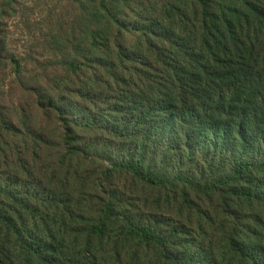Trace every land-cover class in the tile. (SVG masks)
Here are the masks:
<instances>
[{"label": "trees", "instance_id": "1", "mask_svg": "<svg viewBox=\"0 0 264 264\" xmlns=\"http://www.w3.org/2000/svg\"><path fill=\"white\" fill-rule=\"evenodd\" d=\"M158 1L129 23L104 7L106 29L67 75L100 182L131 177L178 222L142 224L118 192L95 217L49 173L0 175V264H264V0ZM62 102L46 101L65 130L60 165L80 151Z\"/></svg>", "mask_w": 264, "mask_h": 264}, {"label": "rangeland", "instance_id": "2", "mask_svg": "<svg viewBox=\"0 0 264 264\" xmlns=\"http://www.w3.org/2000/svg\"><path fill=\"white\" fill-rule=\"evenodd\" d=\"M159 4L158 0H0L2 179L24 178L29 172L38 178L49 173L56 186L67 181L73 192L82 190L80 198L86 200L85 210L95 217V209L107 199V194L118 192L113 197L115 202L125 201L122 197L131 194L140 206L138 212L120 205L116 207L120 213L142 224H154L161 216L166 223L178 222L173 206L160 209L159 193L146 190L131 177L116 175L112 183L110 178L100 182L107 164L89 152L95 150L98 136L75 127L81 118L77 111L80 100L75 94L79 86L70 84L67 75L69 65L88 57L93 36L106 29L101 24L104 7L123 23H129L148 8L158 9ZM13 59L21 66L19 80L12 71ZM38 98L43 100L39 102ZM60 99L69 112L80 148L64 165L59 160L66 154L61 141L65 130L46 104L47 100ZM148 257L153 259V252Z\"/></svg>", "mask_w": 264, "mask_h": 264}]
</instances>
